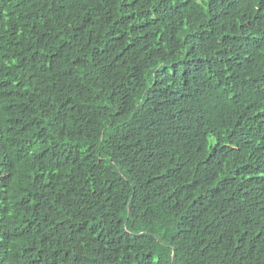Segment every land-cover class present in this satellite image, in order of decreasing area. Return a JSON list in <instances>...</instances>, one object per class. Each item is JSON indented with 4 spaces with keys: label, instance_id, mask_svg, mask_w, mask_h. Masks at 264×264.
<instances>
[{
    "label": "trees",
    "instance_id": "obj_1",
    "mask_svg": "<svg viewBox=\"0 0 264 264\" xmlns=\"http://www.w3.org/2000/svg\"><path fill=\"white\" fill-rule=\"evenodd\" d=\"M0 264H264V0H0Z\"/></svg>",
    "mask_w": 264,
    "mask_h": 264
}]
</instances>
